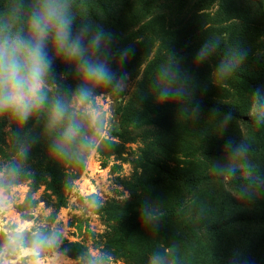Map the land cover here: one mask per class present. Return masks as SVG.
<instances>
[{
	"label": "rangeland",
	"instance_id": "rangeland-1",
	"mask_svg": "<svg viewBox=\"0 0 264 264\" xmlns=\"http://www.w3.org/2000/svg\"><path fill=\"white\" fill-rule=\"evenodd\" d=\"M200 1L185 0L182 5L179 0H67L72 20L70 37L82 38L83 47L89 49L85 58L93 63L101 62L95 55L97 52L119 66L123 80L116 85L114 78L111 84L85 83L77 62H69L58 54L51 38L44 43L43 49L51 53L63 70L60 80L65 103L71 102L78 88L90 90L82 118L92 126L88 134L95 142L86 153L84 169L78 178H74L73 166H66V203L57 208L41 165L51 134L41 118L43 110L23 124L9 114L0 116V187L3 188L0 196L4 201L0 211V241H4V233L19 225L58 236L57 243L42 253L46 264H177L164 262L150 253L136 255L134 260L107 245L119 225L129 224L134 216L132 212L111 217L110 207L133 202L135 196L140 200L146 197L144 193L131 192L130 185L136 178L160 175L152 164L183 169L190 176H224L231 169L247 168L264 178V154L240 149L244 142L254 141L241 120L232 122L238 148L230 151L228 146L221 145L227 119L170 103V100H210L241 105L251 88L230 80L225 65L216 54H211L222 42L229 47L236 43L250 63L264 59V29L250 33L244 15L235 17L221 12V0H206V4ZM232 1L245 7L243 1ZM36 3L37 0H0L4 6H28L31 10ZM250 16L252 22L259 24L260 17ZM6 18L15 19V27L21 30L16 17L0 14V20ZM28 18L29 15L24 17L26 25ZM261 26L264 28V24ZM98 34H101L99 47L92 49L91 40ZM185 37L189 39L186 50L169 55L170 67L145 78L148 63ZM201 50L205 55H198ZM142 83L145 88L141 87ZM163 86L171 90L169 101L156 96L151 101V110L133 99L138 94L142 102L147 101L151 94L158 95ZM48 88L52 92L58 87L48 85ZM220 147L224 151L217 154ZM36 173L38 184L32 188ZM161 179L166 177L162 175ZM165 191L169 199L177 198L181 187H165ZM182 192L186 212L176 220L177 235L183 234L184 226L199 212L211 221L221 219L219 201L223 194L252 203L260 200L257 194L227 187L224 180L206 182L192 192ZM28 195L31 208L26 215L30 219H25L16 207ZM251 211L248 207L239 210L247 215ZM154 214L147 215L148 220L141 217V225L151 222L150 218L157 220L151 223L160 224L164 210L156 208ZM224 216L231 218L232 213L226 212ZM193 234L194 239L185 244L191 248L181 251L186 254L187 263L181 264H236L229 262L230 256L252 254L259 237L258 229L240 225L217 234L197 227ZM66 244H77L80 248L70 250ZM13 259L17 264H26L28 258L21 253ZM261 259L258 264H264V253Z\"/></svg>",
	"mask_w": 264,
	"mask_h": 264
},
{
	"label": "trees",
	"instance_id": "trees-1",
	"mask_svg": "<svg viewBox=\"0 0 264 264\" xmlns=\"http://www.w3.org/2000/svg\"><path fill=\"white\" fill-rule=\"evenodd\" d=\"M182 5H185V0H179ZM245 4L244 6L237 5L232 0H221L220 9L225 15H233L235 17H242L249 21L248 30L250 33L262 28L264 24V0H240ZM201 3H207L206 0H201ZM18 9V11H17ZM30 7H10L0 4V14L6 13L15 17L20 22L21 36L24 40L27 36V27L24 23V17L31 14ZM257 15L260 17L259 24L252 22L250 15ZM261 26V27H260ZM71 39H74L70 37ZM189 43L187 37L183 38L171 50H165V53H158L146 66V76L154 75L166 71L169 67V55H172L181 50H186ZM264 44V43H262ZM232 47L225 45L224 42L215 51L211 50L225 65L227 72L225 74L230 77V80H237L246 87L251 88V92L247 93L241 105L222 104L215 101L203 100L201 102H192L189 100L175 101L170 100L174 106H181L186 109L194 111H202L213 113L217 116L223 117L226 120L224 125V136L221 145L228 146L230 151L238 148L237 143L233 138V124L234 120H241L253 136V142H244L240 149L249 152H261L264 154V59L259 58L250 63L247 57L242 55L241 47L236 43H231ZM43 54L49 64V70L46 77L47 85H55L54 91L49 92L50 97H56L65 102L64 93L61 90L60 76L63 70L54 62L50 52L43 49ZM99 61L106 64L108 69L113 74L114 84L121 83L123 80V72L119 66L104 59L97 52L95 53ZM141 87L145 88L144 84ZM100 90H105L102 88ZM167 92V98H162V93ZM158 95L151 94L147 101H141L138 94H135L133 99L138 104L145 107L146 110H151V101L159 96L168 102V96L171 90L167 86L161 87ZM252 97V98H251ZM7 115V114H6ZM41 118L45 123L48 122L47 110H43ZM56 138L55 133H51L48 144L43 151L41 165L42 171L48 178L47 188L52 192L56 199V207L62 208L66 203V186L64 183V171L67 165H72L75 171L74 178H78L84 169L83 158L79 161L73 159L71 161L61 159L52 152V144ZM224 151L223 147L219 148L217 154ZM155 170L160 175L146 176L136 178L130 185V190L133 193L141 192L146 195L143 200L135 196L133 202L127 201L123 204H115L110 207L108 213L111 217L118 218L124 213H134L129 224H120L117 231L109 238L107 245L115 252L136 260L141 253L152 254L158 259H163L164 262H173L181 264L187 263L186 254L181 251H186L191 247L185 244L190 243L194 239L193 229L200 227L207 233L217 234L221 230L237 225L252 227L258 229L259 237L257 246L252 250V254L244 256H230V261L236 264H258L261 262L262 253H264V178H262L255 170L252 169H231L224 176L222 174L214 175H199L190 176L186 170L170 169L159 164H152ZM164 175L166 179L162 180ZM39 176L34 174L31 186L34 188L38 184ZM224 180L225 185L229 188L238 189L244 192H250L258 195L259 201L252 203L244 200L231 198L228 194H223L219 201V214L223 217L221 219L211 221L206 218L205 213L199 212L190 220L182 229L183 234H176V220L183 216L186 212L184 209L185 196L182 191L192 192L200 185L211 182ZM179 185L181 187V194L178 197L169 199L165 191V187H172ZM242 207L250 208L251 215L239 212ZM31 208L30 195L25 201L16 207L17 211L23 215L25 219H30L26 212ZM160 208L164 210V216L160 219V224L151 223L157 220L150 218L145 226L141 225V217L148 220L154 214V209ZM226 212L232 213L231 218L224 216ZM156 230V231H155ZM146 231V233H144ZM43 232V231H42ZM45 234H50L44 232ZM56 235V234H55ZM56 237H58L56 235ZM4 241H0L2 244ZM65 247L70 250H78L80 248L77 244H66Z\"/></svg>",
	"mask_w": 264,
	"mask_h": 264
},
{
	"label": "clouds",
	"instance_id": "clouds-1",
	"mask_svg": "<svg viewBox=\"0 0 264 264\" xmlns=\"http://www.w3.org/2000/svg\"><path fill=\"white\" fill-rule=\"evenodd\" d=\"M12 16L15 17V13ZM71 25L67 0H37L23 41L21 30L15 27V19L0 20V116L9 114L23 124L33 114L46 109V129L56 134L52 152L61 159L79 161L95 142L88 134L92 126L82 118L91 92L87 87L78 88L70 103L50 97L51 89L46 83L49 64L43 54V45L51 38L58 54L69 62L78 63L85 83L111 84L113 74L103 62L93 63L85 58L89 49L83 47L80 36L70 38ZM100 39L101 34L92 38V49L99 47ZM198 55L203 56L205 52L201 50ZM161 95L166 99L168 93L165 91ZM3 206L0 196V211ZM3 236L0 264H17L13 257L19 258L21 253L28 258L26 264H46L42 253L57 243L54 233L45 234L38 228L25 229L19 225Z\"/></svg>",
	"mask_w": 264,
	"mask_h": 264
}]
</instances>
